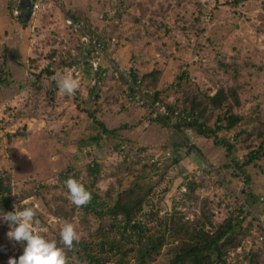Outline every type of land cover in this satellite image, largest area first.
I'll return each mask as SVG.
<instances>
[{
    "label": "rangeland",
    "instance_id": "rangeland-1",
    "mask_svg": "<svg viewBox=\"0 0 264 264\" xmlns=\"http://www.w3.org/2000/svg\"><path fill=\"white\" fill-rule=\"evenodd\" d=\"M3 1L0 175L13 188L10 211L28 200V206H39L44 234L59 246L64 247L59 231L65 222L74 225L76 241L95 243L99 227L111 222L75 207L63 174L69 171L87 183L88 168L97 163L103 169L98 185L103 194L109 190L106 194L117 196L137 185L151 191L137 220L152 233L159 229L158 219L172 212L191 222H202L209 213L218 227L234 211L240 247L228 250V263L250 264L249 255L255 254L264 264V156L245 168V176L241 164L264 147V0H42L26 24L11 19ZM100 61L98 76L90 69ZM48 69L53 76L44 75ZM132 74L137 78L131 80ZM66 76L79 83L72 95L58 90L57 81ZM138 80L142 88L134 84ZM131 89L147 93L141 105L130 97ZM229 89L238 92L240 106L231 99L226 105L243 120L231 132L219 133L236 144L231 155L226 146L216 150L213 139L197 137L196 128H172L178 120L169 106L180 112L182 101H203ZM155 94L159 100L154 102ZM211 111L201 123L215 130L224 113ZM166 115L172 116L170 127L151 121ZM100 123L115 136L105 134ZM183 136L188 137L184 144ZM196 146H204L206 160L192 150ZM178 156L182 162L174 165ZM157 162L155 171L151 165ZM123 163L134 165L133 174H118ZM190 182L201 187L186 199ZM0 211L6 213L1 204ZM9 230L0 222V264L15 259L20 249L7 237ZM64 250L67 264H87ZM171 260L166 246L144 264Z\"/></svg>",
    "mask_w": 264,
    "mask_h": 264
},
{
    "label": "trees",
    "instance_id": "trees-1",
    "mask_svg": "<svg viewBox=\"0 0 264 264\" xmlns=\"http://www.w3.org/2000/svg\"><path fill=\"white\" fill-rule=\"evenodd\" d=\"M18 2V0L9 1L8 7L11 12L17 8ZM25 6L29 7L28 1ZM26 11L29 10L26 9ZM102 38L103 36H98V39ZM102 46L104 47V45ZM98 53L99 52L96 54ZM90 71L95 74L93 64L91 65ZM44 75L53 76L54 72L48 69L44 71ZM99 75L100 74H98V76ZM130 78L131 80L133 78L136 79L137 76L132 74ZM134 84H138L141 87L142 82L138 80ZM49 93H52V90H50ZM130 94V97H133L134 100L137 93L134 94V91L131 89ZM153 96L154 102L159 100L157 99L159 94ZM149 97L151 98L150 101L153 102L152 97ZM230 99L235 103L234 105L236 107L240 106L238 92L232 89L227 91L220 90L213 97H206L203 101L198 98L192 99L188 102L182 101V110H179L180 112L175 111L174 106H169V113L175 115L178 120L172 128H196L197 137L205 138L207 140L213 139L216 147H218L216 150H219L222 146H226L227 152L231 155L236 148V144L229 143V141L225 140L223 137H219V133L222 131L227 133L231 132L240 125L243 120L241 119V116L233 113L231 107L226 105ZM184 106H186V109ZM223 107H227L229 110L224 113ZM209 108L212 110L209 112V115H214L217 111H222V113H224V118H220L215 130L208 128L206 126V121L201 123V120L207 116ZM171 115L158 117L151 121L162 123L164 127H170ZM89 116L95 118L96 112L90 111ZM251 122V120H247L248 125H250ZM100 127L104 129L105 134L108 136H115L112 131L108 130L101 123ZM187 138V136L182 137L183 144L185 141H188ZM183 144L179 145V147L184 146ZM199 147H192V150L196 152L201 159L206 160L204 154L206 153L207 155V152L205 151L204 146L200 147L203 151H201ZM119 150H121L120 147ZM124 156L128 161L130 158L128 153H124ZM259 156H264V147L259 148L257 156H249L247 161L241 163L242 169H244V176L246 174L245 168L251 166ZM235 159L236 157L233 161H235ZM181 162L182 160L178 156L174 160V165H179ZM159 164V162L153 163L151 167L157 171L159 169ZM239 165V162L236 163V166ZM133 168L134 165L128 166V164L123 163L117 166V171L121 176L128 173L131 175L134 171ZM102 170L101 165L97 163H93L89 166L87 171L89 182L83 184L91 193V199L86 205H75V207L80 209L86 215H92L99 219L107 217L109 219L108 221L111 222V225L106 228L102 226L99 227L96 231L95 243L74 241L72 247L68 248L69 252H76L77 257L81 262L87 264H129L130 260H134L144 264L148 258H152L154 255L159 256L166 246H170V252L172 254L171 264H230L227 261L228 250L240 247L239 233L237 231L239 224L235 221L236 218L234 217V211L230 212L229 217H227L218 227L213 224L211 214L209 213L203 215L202 222L201 220L191 222L184 214L180 212H172L171 214H166L163 219H158L157 223L159 229L157 232L152 233L150 229L140 225L137 220L144 210L145 200L150 196L151 191L148 190L144 192V187L137 185L136 189L121 193L117 196L106 194L109 190L103 194L98 186L103 179ZM63 175L66 180L69 177L77 179L75 176H71L69 171H66ZM245 180V183H249L250 177L246 176ZM200 187L201 185H197L196 183H188V193L185 194L186 199L195 195ZM11 188L12 186L6 181L5 176L0 175V204L6 212H10L11 210V202L9 199L12 192ZM104 197L114 204H107ZM237 204L236 207L238 210L236 212L239 211L240 207L237 206ZM148 218H150L151 221L156 220V216L152 213H148ZM137 224L139 227H135ZM207 226L210 227L211 230H207ZM263 240L264 239H262V241ZM18 244L20 249L15 256V259H18L23 252L22 245L20 243ZM249 257H251L248 259L250 264H260L258 255L251 254ZM5 258L7 259L8 255H5Z\"/></svg>",
    "mask_w": 264,
    "mask_h": 264
},
{
    "label": "clouds",
    "instance_id": "clouds-1",
    "mask_svg": "<svg viewBox=\"0 0 264 264\" xmlns=\"http://www.w3.org/2000/svg\"><path fill=\"white\" fill-rule=\"evenodd\" d=\"M28 4L31 8L30 0ZM57 86L60 93L72 95L79 87V83L77 79L66 76L57 81ZM64 183L69 199L74 205L82 206L90 201L91 193L80 180L69 177ZM28 205V200H20L19 205L13 204L12 211L6 213L0 211V222H6L10 229L6 233L7 237L23 247L18 259L10 258L8 264H67L64 248H71L73 242L78 239L74 225L65 222L60 227L59 242L64 246L61 247L56 239H49L44 234L46 229L37 219L39 206Z\"/></svg>",
    "mask_w": 264,
    "mask_h": 264
},
{
    "label": "crops",
    "instance_id": "crops-1",
    "mask_svg": "<svg viewBox=\"0 0 264 264\" xmlns=\"http://www.w3.org/2000/svg\"><path fill=\"white\" fill-rule=\"evenodd\" d=\"M9 1L10 0H7V10H8V3H9ZM19 2H18V5H17V8L16 9H14L12 12L10 11V9L8 10V13L10 14V17H11V19H13V18H15L16 19V21H17V19L21 22V23H23V24H26V23H28L29 21H30V19L34 16V15H32L31 13H30V11H26V9H29L30 8V6L29 7H26L25 6V4L27 3V1H29V0H18ZM16 10H19L20 11V15L19 16H15L14 15V12L16 11ZM40 11V10H39ZM38 11V12H39ZM4 12H6V4H5V2L3 1V0H0V14L1 15H3V13ZM37 12V13H38ZM36 13V14H37ZM66 19H67V21H68V24H69V22H72V23H74V21L70 18V17H66ZM15 21V20H14ZM1 22V21H0ZM13 24L14 25H16V22H13ZM70 25V24H69ZM70 26H72V25H70ZM2 27V26H1ZM1 27H0V31H1Z\"/></svg>",
    "mask_w": 264,
    "mask_h": 264
},
{
    "label": "built area",
    "instance_id": "built-area-1",
    "mask_svg": "<svg viewBox=\"0 0 264 264\" xmlns=\"http://www.w3.org/2000/svg\"><path fill=\"white\" fill-rule=\"evenodd\" d=\"M41 4H42V0H30V5H31L30 13H31L32 15H36V13L40 10ZM14 15H15V16H19V15H20V11H19V10H16V11L14 12ZM69 24H70V25H74L72 22H69ZM97 50H98V52H100V50H99L98 48H97ZM95 61H96V60H95ZM98 63L100 64L101 61H100V62H97L96 64H93V66H94V68H95V69H94V72H95V73H98V72H97V70H98V66H99ZM144 95L147 96V93L142 92V91L137 92L136 97H135V99H134L135 103H137L138 105H141V104H142L141 101H142ZM168 155H169V154H168Z\"/></svg>",
    "mask_w": 264,
    "mask_h": 264
},
{
    "label": "water",
    "instance_id": "water-1",
    "mask_svg": "<svg viewBox=\"0 0 264 264\" xmlns=\"http://www.w3.org/2000/svg\"><path fill=\"white\" fill-rule=\"evenodd\" d=\"M136 227V226H135Z\"/></svg>",
    "mask_w": 264,
    "mask_h": 264
}]
</instances>
